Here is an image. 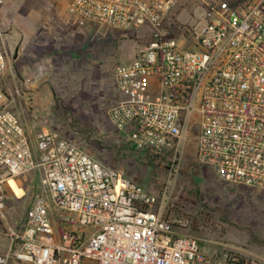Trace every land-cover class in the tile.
Segmentation results:
<instances>
[{
	"label": "built area",
	"instance_id": "2783aa9c",
	"mask_svg": "<svg viewBox=\"0 0 264 264\" xmlns=\"http://www.w3.org/2000/svg\"><path fill=\"white\" fill-rule=\"evenodd\" d=\"M63 1L70 16L137 44L133 59L112 69L107 112L137 153L166 160L170 173L186 163L264 192V0L208 3L203 25L178 37L164 26L173 0ZM7 66L0 32V77ZM29 174L37 177L32 201L15 219L5 189ZM168 199L48 125L30 140L0 102V264H262L206 255L174 231L182 224L166 216Z\"/></svg>",
	"mask_w": 264,
	"mask_h": 264
},
{
	"label": "rangeland",
	"instance_id": "374dc122",
	"mask_svg": "<svg viewBox=\"0 0 264 264\" xmlns=\"http://www.w3.org/2000/svg\"><path fill=\"white\" fill-rule=\"evenodd\" d=\"M1 1L0 32L8 46V66L0 77V102L19 116L30 140L40 126H50L92 159L138 182L147 193L156 197L164 191L169 193L166 216L171 214V219L182 224L174 231L196 239L209 257L235 256L264 264V192L221 183L203 169L188 167L186 163L170 173L173 168L166 160L140 155L109 124L107 112L114 100L111 72L115 64L133 59L138 48L134 38L120 39L115 31L93 27L107 41L106 49L101 47L110 62L104 78L102 75L91 81L89 76L84 78L83 73H78L76 80L60 82L59 72L48 74L37 66L31 77L38 84L29 85L17 55L20 18L27 11L41 19L57 18L62 14H58L61 3L47 0L45 9V0ZM214 1L173 0L164 26L176 37L196 31L204 23L206 5ZM15 2L18 5L12 8ZM17 179L5 189L7 209L15 219L26 214L37 177L29 174ZM5 245L0 233V252Z\"/></svg>",
	"mask_w": 264,
	"mask_h": 264
},
{
	"label": "crops",
	"instance_id": "0c3cea01",
	"mask_svg": "<svg viewBox=\"0 0 264 264\" xmlns=\"http://www.w3.org/2000/svg\"><path fill=\"white\" fill-rule=\"evenodd\" d=\"M57 1L61 3L58 14L62 13L57 18L41 19L28 11L20 18V46L17 55L20 56V65L29 85L38 84L31 77L37 66L48 74L59 72L62 75L58 77L60 82L76 80L78 73H83L84 78L89 76L92 81L100 78L110 67L108 57L102 54V48L106 49L107 42L104 36L96 33L91 25L70 16L63 0ZM47 2H43L45 9ZM14 4L12 8L18 5L17 2Z\"/></svg>",
	"mask_w": 264,
	"mask_h": 264
},
{
	"label": "trees",
	"instance_id": "16d2710c",
	"mask_svg": "<svg viewBox=\"0 0 264 264\" xmlns=\"http://www.w3.org/2000/svg\"><path fill=\"white\" fill-rule=\"evenodd\" d=\"M229 1L230 4H235L236 2H238L239 0H227Z\"/></svg>",
	"mask_w": 264,
	"mask_h": 264
},
{
	"label": "bare ground",
	"instance_id": "6f19581e",
	"mask_svg": "<svg viewBox=\"0 0 264 264\" xmlns=\"http://www.w3.org/2000/svg\"><path fill=\"white\" fill-rule=\"evenodd\" d=\"M12 181H9V183H11Z\"/></svg>",
	"mask_w": 264,
	"mask_h": 264
}]
</instances>
